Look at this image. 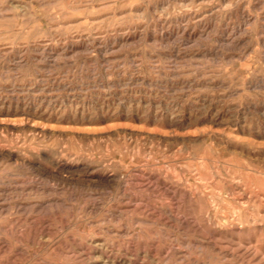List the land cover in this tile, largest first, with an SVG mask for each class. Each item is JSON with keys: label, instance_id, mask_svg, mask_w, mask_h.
Here are the masks:
<instances>
[{"label": "rangeland", "instance_id": "obj_1", "mask_svg": "<svg viewBox=\"0 0 264 264\" xmlns=\"http://www.w3.org/2000/svg\"><path fill=\"white\" fill-rule=\"evenodd\" d=\"M263 196L264 0H0V264H264Z\"/></svg>", "mask_w": 264, "mask_h": 264}, {"label": "bare ground", "instance_id": "obj_2", "mask_svg": "<svg viewBox=\"0 0 264 264\" xmlns=\"http://www.w3.org/2000/svg\"><path fill=\"white\" fill-rule=\"evenodd\" d=\"M149 182H150V181H149ZM200 187H201V186H200ZM259 193H260V192H259ZM263 197H264V196H263ZM250 198H251V197H250ZM254 198H255V197H254ZM252 199H253V198H252ZM258 200H259V199H258ZM253 201H254V200H253ZM252 203H253V202H252ZM235 206H236V205H235ZM236 207H238V206H236ZM216 210H217V209H216ZM230 211H231V209H230ZM232 212H233V211H232ZM234 212H235V210H234ZM226 213H227V212H226ZM228 213H229V212H228ZM235 213H236V212H235ZM247 213H248V212H247ZM250 213H251V212H250ZM250 213H249V214H250ZM219 214H220V213H219ZM223 214H224V213H223ZM223 214H222V215H223ZM232 214H233V213H232ZM240 214H241V213H240ZM229 215H230V214H229ZM214 216H215V214H214ZM223 216H224V215H223ZM227 216H228V215H227ZM240 216H241V215H240ZM252 216H253V215H252ZM232 217H233V216H232ZM254 217H256V216H254ZM213 218H214V217H213ZM225 218H227V217L225 216ZM235 219H236V218H235ZM253 219L255 220V218H253ZM215 220H216V219H215ZM215 220H214V221H215ZM223 220H224V219H223ZM237 220H238V219H237ZM220 221H221V220H220ZM248 222H249V221H248ZM3 238H4V237H3ZM4 239H5V238H4ZM81 252H82V251H81Z\"/></svg>", "mask_w": 264, "mask_h": 264}]
</instances>
